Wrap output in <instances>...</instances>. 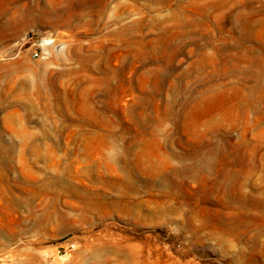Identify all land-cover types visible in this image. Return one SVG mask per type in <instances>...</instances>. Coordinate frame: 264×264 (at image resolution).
I'll return each instance as SVG.
<instances>
[{
	"label": "rangeland",
	"instance_id": "rangeland-1",
	"mask_svg": "<svg viewBox=\"0 0 264 264\" xmlns=\"http://www.w3.org/2000/svg\"><path fill=\"white\" fill-rule=\"evenodd\" d=\"M98 1L0 31V264H264V0Z\"/></svg>",
	"mask_w": 264,
	"mask_h": 264
},
{
	"label": "bare ground",
	"instance_id": "bare-ground-1",
	"mask_svg": "<svg viewBox=\"0 0 264 264\" xmlns=\"http://www.w3.org/2000/svg\"><path fill=\"white\" fill-rule=\"evenodd\" d=\"M15 0H5L0 6V14L9 13V17L4 22H0V31L4 28L15 27L19 23L27 20L31 16H37L47 23L64 22L69 24L75 10L81 11L85 8V0H66L63 6L51 3L48 7H34L30 4H16L11 6ZM224 2V1H223ZM99 8L105 10L107 8V0L98 1ZM225 11V10H224ZM115 13H119L116 12ZM238 13V12H237ZM110 14V13H109ZM121 15V14H119ZM123 17V16H122ZM130 21V20H129ZM133 21V20H132ZM205 21V20H204ZM203 21V22H204ZM134 24V23H133ZM249 27V26H248ZM250 28V27H249ZM127 33V32H126ZM191 35V34H190ZM133 36V35H132ZM118 40V39H117ZM184 40V39H183ZM182 40V41H183ZM119 41V40H118ZM49 41H45L48 43ZM116 42V41H115ZM182 45V44H181ZM179 46V45H178ZM114 48V47H113ZM218 48V47H217ZM175 49V48H174ZM123 50V49H122ZM246 83V82H245ZM248 84V83H247ZM251 87V86H250ZM248 89V88H247ZM203 90V88L201 89ZM217 97V96H216ZM212 99V98H211ZM238 101V100H237ZM216 106V105H215ZM229 107V106H228ZM218 109V108H217ZM203 110V109H202ZM194 113V112H193ZM200 114V112H199ZM194 116V114H193ZM196 117V116H195ZM209 121V120H208ZM207 122V121H206ZM5 164V163H4ZM2 165V164H1ZM1 170V168H0ZM1 174V173H0Z\"/></svg>",
	"mask_w": 264,
	"mask_h": 264
},
{
	"label": "built area",
	"instance_id": "built-area-1",
	"mask_svg": "<svg viewBox=\"0 0 264 264\" xmlns=\"http://www.w3.org/2000/svg\"><path fill=\"white\" fill-rule=\"evenodd\" d=\"M46 40L49 42L45 43ZM54 40L55 37L51 33L46 34L43 38V46H41L40 48H35L32 51L31 56L34 58L46 57L48 52L50 51V48L54 45Z\"/></svg>",
	"mask_w": 264,
	"mask_h": 264
}]
</instances>
